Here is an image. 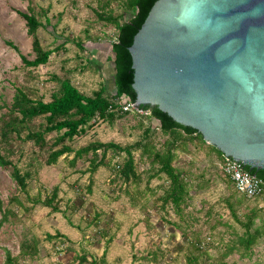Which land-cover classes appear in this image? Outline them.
<instances>
[{"label": "rangeland", "instance_id": "rangeland-1", "mask_svg": "<svg viewBox=\"0 0 264 264\" xmlns=\"http://www.w3.org/2000/svg\"><path fill=\"white\" fill-rule=\"evenodd\" d=\"M124 1L0 0V123L17 87L33 98L50 101L59 87L56 77H70L88 95L101 85L109 96L115 94L113 78L106 80L103 71L109 75L113 65L116 29L99 13L128 20L132 11ZM30 8L43 23L38 29L41 43L54 49L49 61L37 67L27 66L21 57L35 56L26 20L17 11ZM44 120L35 118L32 128ZM159 125L154 117L129 112L114 122L97 118L85 133L66 142L74 149L96 140L127 145L139 140L146 127L159 133ZM56 135V131L48 133L44 147L15 134L9 144L0 140L1 152L32 174L23 190L11 168L0 165V218L7 214L0 230V264L7 248L19 255L21 264H90L104 251L108 264H264L262 237L246 255L239 242L244 226L233 214L234 209L245 221L246 213L257 209L264 217V195L247 198L239 193L223 174L217 152L201 141L189 144L188 152H179L176 164L187 171L191 188L183 209L176 211L161 198L169 180L164 174L149 180L150 163L139 150L134 154L141 180L126 181L118 171L124 152L109 151L108 164L93 174L88 170L91 154L73 163V151L47 164ZM55 186L59 211L35 201L50 196ZM260 223L256 218L254 226ZM34 239L38 253L23 256L22 243L33 245ZM193 242L200 243L198 249Z\"/></svg>", "mask_w": 264, "mask_h": 264}, {"label": "water", "instance_id": "water-1", "mask_svg": "<svg viewBox=\"0 0 264 264\" xmlns=\"http://www.w3.org/2000/svg\"><path fill=\"white\" fill-rule=\"evenodd\" d=\"M129 51L132 105L158 106L263 181L244 167L264 169V0H156Z\"/></svg>", "mask_w": 264, "mask_h": 264}, {"label": "trees", "instance_id": "trees-1", "mask_svg": "<svg viewBox=\"0 0 264 264\" xmlns=\"http://www.w3.org/2000/svg\"><path fill=\"white\" fill-rule=\"evenodd\" d=\"M155 1L125 0L126 9L132 11V16L124 21H121L117 15L108 14L107 16L99 13L100 18L106 20L116 29L115 40L111 43L115 63V94L109 96L105 86L101 85L91 95H88L79 89L70 77H56L59 82V87L52 94L50 101L33 98L24 88L17 87L9 112L2 117V123H0V140L9 144L12 134H15L25 141L30 140L39 147H44L48 145L46 135L56 131L57 135L55 140L49 147L50 152L46 159L47 164H54L61 155L73 151V163L84 154H91L88 169L91 174L99 166L108 164L106 158L109 151L117 155L124 152V160L118 165V171L126 181L134 182L141 180L134 154L135 151L139 150L140 156L146 158L150 163L149 168L151 173L148 179L150 180L151 178L164 174L169 180V185L161 195L163 203L167 204L171 202L175 210L180 211L190 196L191 183L188 179L187 171L176 164L179 152H188L189 144L201 141L202 146L217 152L222 160L225 158L223 152L208 143L202 133L197 129L177 122L158 106L141 105V108L150 111L147 114L148 117H155L159 120V133L154 132L150 127H146L143 131V136L139 140L127 145H122L114 141L104 142L96 140L78 149H74L71 144L66 142L68 139L72 140L75 136L85 133L87 128L92 126L97 118L114 122L115 119L132 112L123 110L117 100L124 95L130 101H136L137 95L132 85L134 81L133 59L129 51V46L133 43L135 34L142 26ZM30 9L29 11H17L26 20L27 31L32 37V48L35 56L33 59H29L26 55L21 54V57L27 66L37 67L49 61V57L54 49L45 48L41 43L38 29L43 23L33 9ZM7 42L17 48L11 41ZM79 44L81 45V43ZM134 113L135 115H145L137 112ZM37 117H43L45 120L37 129H33L31 122ZM23 133H25L24 136L22 135ZM0 165L9 166L12 177L16 180L20 188L23 190L27 189L28 180L32 176L31 171L27 170L23 172L19 165L2 153L1 150ZM244 168L252 173H256L264 181V169H250L249 166H245ZM227 179L233 184L229 177ZM56 197L57 186L54 187L50 196L44 199L37 198L35 201L50 207L54 211H59L60 207L56 203ZM233 214L244 226V231L240 235L239 242L244 245L245 250L248 252L245 254L251 255L250 250L257 243L258 239L262 237L264 241V217L260 215L257 209L246 213L247 218L245 221L237 216L234 209ZM256 218H260L261 223L254 226ZM6 221L7 214L3 212L0 218V230ZM52 237V235H49V238ZM32 243L33 245L28 241L22 243L20 252L23 256L34 257L38 253L37 240L34 239ZM199 244V242H193V245L197 249ZM233 246L235 244L230 249ZM81 258L82 260H86L87 257L86 255H81ZM193 258H189L190 261ZM4 264H21L19 255H14L7 248L5 250ZM90 264H108L105 251L100 258L92 257Z\"/></svg>", "mask_w": 264, "mask_h": 264}, {"label": "built area", "instance_id": "built-area-1", "mask_svg": "<svg viewBox=\"0 0 264 264\" xmlns=\"http://www.w3.org/2000/svg\"><path fill=\"white\" fill-rule=\"evenodd\" d=\"M123 110L137 112L139 114H149L148 111L139 109L132 105L127 97L122 95L118 100ZM222 172L231 179L236 190L247 196L248 198H255L264 195V182L250 174L229 157H225L221 162Z\"/></svg>", "mask_w": 264, "mask_h": 264}, {"label": "crops", "instance_id": "crops-1", "mask_svg": "<svg viewBox=\"0 0 264 264\" xmlns=\"http://www.w3.org/2000/svg\"><path fill=\"white\" fill-rule=\"evenodd\" d=\"M112 67H110V72L109 75L106 74V69L103 71V76L105 77L106 80H110L109 78H113L114 80V72H115V63H114V58H112ZM107 68V67H106ZM105 72V73H104ZM104 86V85H103ZM80 89V88H79Z\"/></svg>", "mask_w": 264, "mask_h": 264}]
</instances>
